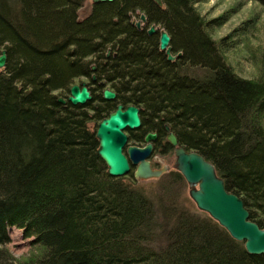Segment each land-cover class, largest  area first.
<instances>
[{
	"label": "trees",
	"instance_id": "16d2710c",
	"mask_svg": "<svg viewBox=\"0 0 264 264\" xmlns=\"http://www.w3.org/2000/svg\"><path fill=\"white\" fill-rule=\"evenodd\" d=\"M84 1L0 0V264H264L207 213L183 209L177 170L158 197L133 174L110 176L95 136L117 104L137 106L134 142L156 132L153 152L172 151L168 125L264 228V74L241 77L226 56L241 28L214 39L228 14L206 19L199 0L92 2L80 19ZM152 24L169 34L173 60ZM86 78L89 102L58 101ZM9 228L37 250L15 258Z\"/></svg>",
	"mask_w": 264,
	"mask_h": 264
},
{
	"label": "water",
	"instance_id": "95a60500",
	"mask_svg": "<svg viewBox=\"0 0 264 264\" xmlns=\"http://www.w3.org/2000/svg\"><path fill=\"white\" fill-rule=\"evenodd\" d=\"M114 0H93V2H112ZM161 4V0H153ZM144 20V16H141ZM139 26V23H136ZM151 26L148 34L156 32ZM170 36L166 30L159 31V49L164 51L168 60L175 56L171 52ZM6 62L5 49L0 50V68ZM94 69V66L92 67ZM94 80V76L92 77ZM116 93L104 88L102 98L107 101L114 100ZM92 99L90 90L85 82L73 84L67 98H58L61 103L69 102L71 105H85ZM139 108L135 105H116L106 117L97 124L95 136L98 142L97 154L107 166V173L112 177H122L128 174L134 166L133 175L136 180L155 179L169 170L168 165L154 168L149 160L153 151V141L156 132H147L144 136V145H127L128 135L125 130H136L141 127ZM166 140L173 147L174 163L172 168L177 170L188 185V195L195 206L207 213L229 235L244 243L249 254L260 255L264 253V228L249 219V212L242 199L225 188L223 179L217 175L214 165L196 151H187L178 143L177 137L170 131L168 125ZM124 150V153H123Z\"/></svg>",
	"mask_w": 264,
	"mask_h": 264
},
{
	"label": "rangeland",
	"instance_id": "374dc122",
	"mask_svg": "<svg viewBox=\"0 0 264 264\" xmlns=\"http://www.w3.org/2000/svg\"><path fill=\"white\" fill-rule=\"evenodd\" d=\"M92 2L93 0L84 1L83 7L78 11L80 19L89 12ZM195 7L206 19L218 17L223 13L228 14L226 21L222 25L212 28L211 36L214 39L228 35L236 27L241 28L237 36L234 35L229 38L231 39V46L226 51V56L235 73L245 78H255L259 73L264 74V9L260 3L253 0H199L196 2ZM242 24L244 27H241ZM243 29L245 30L242 31ZM88 80L86 78L81 81L87 83ZM64 95L68 94L65 93ZM94 125L95 122L90 123L91 127ZM138 131L139 129L125 130V133L128 135L127 145H135L136 142L130 136L131 133ZM152 156L151 161L155 168L168 165L170 169L158 178L137 180V185L144 192L154 193L158 197L159 195L161 196L160 192L164 187L170 186V170H172L171 166L175 158L173 151H168L167 148L164 149V152L161 149L154 151ZM134 169V166H131L130 172L122 177L127 180ZM174 187L179 194V203L183 205V209L193 214H199V209L188 195L186 181L184 179H178ZM175 190L170 189V192L174 194ZM8 234L10 236V242L7 247L15 258H21L37 250V246L31 241L32 238H24L20 230L9 228Z\"/></svg>",
	"mask_w": 264,
	"mask_h": 264
},
{
	"label": "flooded vegetation",
	"instance_id": "af4514ba",
	"mask_svg": "<svg viewBox=\"0 0 264 264\" xmlns=\"http://www.w3.org/2000/svg\"><path fill=\"white\" fill-rule=\"evenodd\" d=\"M142 15H143V14H141L139 17L132 16V20H131V21H132V23H133L138 29H142L144 26H146V25H145V22H146L145 16L143 15V16H144V20H142V19H141V16H142ZM138 19H139V20H138ZM135 20H136V21H135ZM136 23H139V26H137ZM151 26H154V27L157 29V31L154 32V33H158V37H159V31H160L161 29H160L157 25H154V24L150 25V26L146 29V32L148 31V29H149ZM163 30H164V29H163ZM154 33H152V34H154ZM147 34H148V32H147ZM149 35H151V34H149ZM93 66H94V65H93ZM93 66H92V67H93ZM92 67H91V69H92ZM94 69H95V66H94ZM94 69H92V70H94ZM93 76H94V75L91 76V80H93V79H92ZM94 80H95V76H94ZM94 80H93V81H94ZM81 82H85V81H81V80H80L79 83H81ZM79 83H77V84H79ZM85 83H86V82H85ZM87 83H88V82H87ZM87 83H86V85H87ZM87 87H88V86H87ZM104 88H107V86L104 87ZM104 88H103V89H104ZM88 89L90 90L89 87H88ZM103 89H101V93H102V90H103ZM108 89H109V88H108ZM111 90H112V89H111ZM90 92H91V90H90ZM117 105H118V104H117ZM115 107H116V106H115ZM114 109H115V108H114ZM140 128H141V127H140ZM140 128H139V129H140ZM136 130H137V129H136ZM166 133H167V132H166ZM144 136H145V135H144ZM142 143H143V144H142ZM153 143H154V141H153ZM153 143H152V144H153ZM135 145H137V146L144 145V137H143V142H141V143H140V142H139V143L136 142ZM172 151H173V147H172ZM123 153H124V150H123ZM152 153H153V151H152ZM152 157H153V156H152V154H151L149 160H150V162H151L152 167L155 168L153 162L151 161V158H152ZM160 167H161V166H160ZM171 168H172V166H171ZM169 169H170V166H169ZM132 174H133V173H132ZM163 174H164V173H163ZM133 176H134V175H133ZM134 179H135V178H134ZM135 180H136V179H135ZM136 181H137V180H136Z\"/></svg>",
	"mask_w": 264,
	"mask_h": 264
},
{
	"label": "bare ground",
	"instance_id": "6f19581e",
	"mask_svg": "<svg viewBox=\"0 0 264 264\" xmlns=\"http://www.w3.org/2000/svg\"><path fill=\"white\" fill-rule=\"evenodd\" d=\"M259 2V1H258ZM139 20V19H138ZM136 21V20H135ZM161 27V26H160ZM152 35V34H151ZM157 35V34H156ZM6 65V64H5ZM96 67V66H95ZM97 79V78H96ZM89 81V80H88ZM104 88V87H103ZM108 88V87H107ZM111 90V89H110ZM93 95V94H92ZM65 104V103H64Z\"/></svg>",
	"mask_w": 264,
	"mask_h": 264
}]
</instances>
